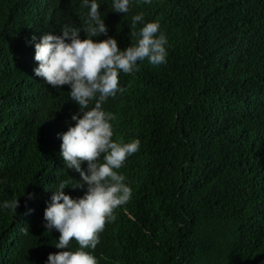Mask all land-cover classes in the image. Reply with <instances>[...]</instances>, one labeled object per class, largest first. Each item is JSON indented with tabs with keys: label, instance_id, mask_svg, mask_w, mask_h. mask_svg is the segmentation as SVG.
<instances>
[{
	"label": "trees",
	"instance_id": "1",
	"mask_svg": "<svg viewBox=\"0 0 264 264\" xmlns=\"http://www.w3.org/2000/svg\"><path fill=\"white\" fill-rule=\"evenodd\" d=\"M100 3L109 31L94 39L126 47L142 10L160 21L168 55L121 71L123 91L103 102L113 139L141 145L118 169L131 198L89 251L98 264H264V0H131L127 13ZM86 12L80 0H0V201L20 200L0 208V264H45L61 250L43 212L61 180L79 179L57 135L79 105L69 84L34 73L26 38L79 25Z\"/></svg>",
	"mask_w": 264,
	"mask_h": 264
},
{
	"label": "clouds",
	"instance_id": "2",
	"mask_svg": "<svg viewBox=\"0 0 264 264\" xmlns=\"http://www.w3.org/2000/svg\"><path fill=\"white\" fill-rule=\"evenodd\" d=\"M87 7L79 25L64 23L59 32L44 31L37 38L34 32L26 38L34 43L38 64L34 73L53 87L70 85L69 96L78 102L61 137L60 155L67 167L79 172V179L61 180L52 190L43 212L46 229L59 230L54 243L61 250L49 252L45 264H98L94 249L106 221L116 219L115 209L131 198L132 188L121 168L126 158L138 151L139 137L128 141L113 139L115 113L103 107L109 96L123 91L119 73L139 69L138 60L154 65L167 62L168 37L160 29V21H144L145 13L131 15V26L141 22L132 32L131 43L121 48L115 35L94 39L109 31L102 15L100 0H80ZM131 0H111V9L127 13ZM81 29L86 36L81 37ZM94 100V106L89 107ZM87 161L86 167L82 166ZM86 187L82 195L73 196L66 186ZM29 196L34 193H28ZM16 197L0 201V208L16 210ZM73 238L79 247H71ZM66 246V247H65Z\"/></svg>",
	"mask_w": 264,
	"mask_h": 264
}]
</instances>
